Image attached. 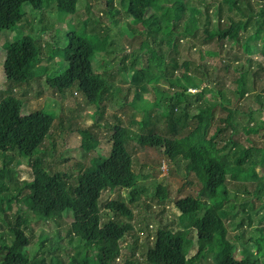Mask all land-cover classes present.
Wrapping results in <instances>:
<instances>
[{"label": "trees", "instance_id": "16d2710c", "mask_svg": "<svg viewBox=\"0 0 264 264\" xmlns=\"http://www.w3.org/2000/svg\"><path fill=\"white\" fill-rule=\"evenodd\" d=\"M49 1L53 6L49 5L48 9L64 16L61 22L66 17L76 16L81 7V0H0V32L12 31L23 22L25 5L39 11ZM188 1L130 0L128 4L122 1L124 16L111 0L107 5L110 15L108 26L103 23L102 18L97 21L87 17L90 28V21L94 22L92 24L96 29L99 25L102 31L91 29L96 35L103 37L104 42L93 46L83 37L70 35L67 46L61 50L67 67L60 75L46 78L48 85L60 94L77 90L89 104L97 106L102 112L106 96L112 94L109 93L107 79L104 80L102 74L95 71L93 61L100 57L106 60V55L111 50L109 46L112 48V38L107 30H124L123 23H129L131 19L141 24L143 29L135 31L130 27L135 31V36L140 35L139 33L149 36L150 33L153 43H163L170 52L182 41H190L202 27L203 40L214 41L222 49L227 42L240 46L249 64H253L252 57L255 54L260 53L264 57V0H257L263 3L260 10L254 7L253 2L256 0H223L228 10L239 18L229 15L223 25L225 18L220 8H217L212 18V29L203 27L209 11L188 5ZM87 9L91 11L89 7ZM258 41H262L261 46L257 44ZM4 48L3 73L7 82L26 84L45 75L37 73V68L41 71L48 69L38 67L45 54L44 44L40 39L24 36ZM141 49L145 56L144 59L141 57L140 69L135 70L131 76V88L128 91V94L133 93L135 105L140 101L144 102V95L150 92L151 81L163 78L171 89L169 92H162L153 87L157 95L151 106L142 108L144 118L139 134L116 125L111 150L107 154L99 153L91 159L88 166L78 164L75 183H72L68 172L54 171L42 156L47 148L45 142L52 138L55 112L48 113L44 111L46 109H42L23 114V103L20 100L14 97L0 99V157L3 158V164L0 165V213L8 221L7 211L16 202L21 201L27 207L25 211L14 213L15 223L10 227V233L0 232V264H64L57 254H53V261L48 262L47 256L38 257L30 253V239L26 236L25 229L30 227L32 221H53L59 224L60 220L70 217L73 221L65 229L68 245L83 256L78 258L70 254L71 264L116 263L123 255L122 241L135 232L131 224L133 211L120 196L104 206L106 213L101 202L106 191L129 190L132 202L137 201L141 195L133 155L127 147L130 140L158 150L163 158L171 162L175 163L177 159L185 161L186 174H194L200 187L195 196L189 194L173 201L180 211L184 230L173 231L166 227L157 229L152 247L145 251L147 264H189L207 255H211L213 264H264V235L252 241L250 237H245L246 232L239 227L241 230L237 236H232L233 240H242V250L237 256L236 244L229 240L224 225V219L228 215L240 211V208L242 214L244 210L240 205L236 207L234 199H230L229 188L255 197H264V175L260 176L256 170L258 166L264 168V142H261L264 139V119L260 120L261 124L252 125L250 123L255 118L250 113V122L243 126L245 137L241 142L237 138L234 124L237 109L224 107L226 102L222 91L212 87L214 81L210 85L211 77L204 74L206 80H203L192 76L188 61L182 62L179 75L174 76L173 71L164 68V56L152 50L149 42H143ZM100 53H103L102 56ZM204 54L211 58L220 57V52L217 51H206ZM146 57L154 58L151 60H155V63ZM145 61L149 66L144 65ZM151 66L157 67L155 69L158 72L152 71L155 78L146 80L145 76L151 71ZM240 75L236 80L237 93L244 95L245 72L240 71ZM204 89L213 92L215 102L199 104L203 99ZM193 96L196 105L189 101ZM256 97L258 111L264 114V94L255 95ZM217 105L226 114L210 135L213 110ZM153 109L164 120L165 128L172 136L167 137L149 129ZM193 121L196 125L188 131L187 127ZM180 128L181 132L186 130L185 136H177ZM83 134L87 150L95 149L96 140L87 131ZM14 152H18L31 165L32 180L22 181L19 173L8 167L7 163ZM166 191V188L158 186L155 197L166 199ZM225 203L228 209L234 211L228 212ZM191 232L195 233V238L191 237ZM63 238L60 235L59 243ZM44 240L43 235L37 251L48 249ZM193 245L197 252L191 257L189 253ZM52 247L48 250L52 253L57 251V245L55 250ZM90 251L93 254L89 257ZM124 264L141 263L135 258H127Z\"/></svg>", "mask_w": 264, "mask_h": 264}, {"label": "rangeland", "instance_id": "374dc122", "mask_svg": "<svg viewBox=\"0 0 264 264\" xmlns=\"http://www.w3.org/2000/svg\"><path fill=\"white\" fill-rule=\"evenodd\" d=\"M122 1L128 4L130 0H113V4L125 16L121 6ZM108 2H111V0H81L79 13L74 17H66L63 22H61L63 15L55 13L51 8L48 9L49 5L53 6L51 1L45 2L43 9L39 11L32 10L30 5H25L23 7V22L16 25L12 31L0 32V99L14 97L20 100L23 103V114L42 109H46L44 111L48 113L55 112V120L51 131L52 138L45 142V147L47 148L45 155H42L54 171L62 170L68 172L72 178V183H75L78 164L88 166L91 163V159L99 153L107 154L111 150L112 137L116 125L128 128L130 131L139 134V128L144 118L142 108L151 106L155 95H157L155 89L162 90V92L163 90L170 91L171 88L168 83L163 78H159V80L151 81L150 92L144 95L143 103L140 101L135 105L133 93L128 94L129 88H131V76L135 70L140 69L141 57L144 59L145 56V52L141 49V44L145 41L150 43L152 50L164 56L166 60L164 68L173 71L174 76L179 75L182 62L188 61L190 62V74L192 76L203 80H206V75L212 78H208L210 85L214 81L212 87L222 91L223 99L226 102L224 107L237 109L234 116V124L237 138L241 142L244 141L245 137L243 126L250 122V113H253L255 118V121L250 124H261L260 120L264 119V114L258 111L257 97L255 98V95L264 94L263 55L260 53L255 54L252 57L253 64H249L240 46H233L227 42L224 43L222 49L221 45H217L214 41L203 40L202 27L190 41H182L173 52L168 51L163 43L161 45L158 42L153 43L150 33L149 36L142 33L135 36V31H143V29L141 24L133 22V19L129 23H123L124 30L115 28L107 30L110 38H112V42H110L112 48L109 46L111 50L107 53L106 60L100 57L93 61L95 71L99 74L101 73L104 80L107 79L106 81L110 85L109 93L112 94V96H106L102 112L99 111L97 106L89 104L77 90L72 91V93L60 94L52 89L48 85L46 78L60 75L66 69L67 65L61 55V50L67 46L70 35L83 37L93 46L104 42V38L96 35L91 29H96L92 24L94 22L90 21L91 28L88 26L87 17H92V20L97 21L102 18L103 23L108 26L110 17L107 12ZM253 3L256 10H260V6L263 4L260 1L257 2V0ZM187 4L209 11L208 18L205 17L203 21V27L205 28H213L212 18L217 8H220L221 14L225 18L223 25L227 22L226 17L229 15L235 19L239 18L228 10V6L223 3V0H189ZM130 27H133L135 31H132ZM97 29L96 31L101 30L99 25H97ZM24 36H30L36 40L38 38L42 41L45 54L38 67L48 69L41 71L37 68L38 75L43 73L45 75L31 80L29 83L12 84L7 82L3 73L4 47ZM257 44L261 46L262 41H258ZM206 51L220 52L221 58H211L204 54ZM102 54L100 53L99 55L102 56ZM148 58L146 57V59L155 63V60H151L154 58ZM144 65L149 66L146 61ZM155 68L157 67L151 66V71H148L147 76H145L146 80L155 78L152 72H158V68ZM239 70L245 72L244 95L237 93L238 83L236 80L241 76ZM190 91L194 92V90ZM214 96L212 91L204 89L203 99L199 101V104L205 105L207 104L206 102H215L216 98ZM189 101L193 105L197 104L194 96ZM225 114V110L221 106L217 105L214 108L213 123L209 129L210 135ZM195 125L194 121L191 122L187 130L190 131ZM149 129L167 137L172 136L165 128L164 120L154 109L151 110ZM84 131H87L96 140L95 149L87 150L84 146ZM177 133H179L177 136H185L187 134L186 130L181 132V128L178 129ZM256 138L258 139V137ZM261 142H264V139ZM127 147L133 155L134 168L139 176L138 184L141 195L137 201L132 202L129 190L106 191L103 193L101 204L103 205V211L106 213L104 206L120 196L119 198L133 211L131 224L134 226L135 232L122 241L123 255L114 264H124L127 258H135L141 264H147V253L145 251L152 247L157 229L166 227L173 231L184 230L180 211L176 208L173 201L189 194L195 196L200 187L194 174H186L185 161L177 159L175 163L171 162L163 158L158 150L141 146L135 140L128 141ZM2 164L3 158L0 157V165ZM7 164L8 167L19 173L22 181L33 179L31 165L18 152L12 154ZM256 170L260 176L264 175L263 167L258 166ZM158 186L166 188V199L161 200L155 197ZM249 189L251 190V187ZM229 197L231 200L234 199L236 207L240 205L244 209L242 214H240L241 208L240 211L233 212L234 210L228 209L225 203L226 210L233 213L224 219V225L229 240L236 244L235 253L239 256V252L242 250V240H233L232 236H237L241 229L244 233L246 232L245 237H250L252 241L264 235V197H255L231 188H229ZM230 204L228 203V205ZM26 209L27 207L24 203L21 201L16 202L12 209L7 211L8 221L5 220V215L0 213V232L10 233V227L15 223L14 213L20 210L25 211ZM243 216L248 219L245 220ZM72 221V217L67 220H60L59 224L53 221L46 223L32 221L30 227L25 229V234L30 239L29 252L38 257L47 256L48 262H52V255L57 254L61 257L64 264H71L70 254L83 258L82 255L76 253L74 247L68 245L65 229ZM43 235L45 236L44 242L47 248L49 249L52 246L56 248L57 245V251L54 253L48 249L37 251ZM60 235L64 237L61 243H59ZM191 237L195 238L194 232H191ZM58 243L61 245L59 246ZM196 252L197 248L193 245L189 256L193 257ZM91 254L93 253L90 251L89 257ZM189 264H213V261L211 255H207L206 257H199Z\"/></svg>", "mask_w": 264, "mask_h": 264}]
</instances>
